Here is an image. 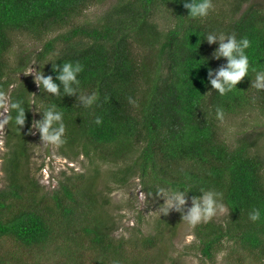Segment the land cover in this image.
<instances>
[{
  "label": "trees",
  "instance_id": "trees-1",
  "mask_svg": "<svg viewBox=\"0 0 264 264\" xmlns=\"http://www.w3.org/2000/svg\"><path fill=\"white\" fill-rule=\"evenodd\" d=\"M106 1L0 0V94L9 97L6 137L11 148L4 162L7 182L0 188V264H28L22 262L25 257L51 245L54 253L58 250L56 264H179L164 257L166 241L183 215L158 218L156 234L114 235L116 223L105 207L109 200L100 180L125 186L137 172L147 197L161 198L158 187L187 188L186 199L202 196L201 189L222 193L228 215L222 223L196 225L191 248L212 259L228 250L229 259L264 264V153L257 150L264 132L244 131L231 145L221 134L223 119L215 114L217 107L223 118L254 110L264 114V91L251 87V71L225 96L213 90L208 81L228 61L214 58L218 39L207 41L217 31L237 40L247 37L250 67L264 68V5L212 0L207 18L192 19L181 0H111L96 21H79L88 7ZM63 28L69 29L46 38ZM18 31L44 39L35 56L45 77L59 83L53 63L58 70L64 62L83 66L75 94H64L61 85L56 96L40 86L37 90L34 76L19 79L28 71L32 53L22 51L15 65L7 62L12 33ZM93 92L99 99L85 109L79 96ZM16 100H23L25 108L20 129L10 107ZM53 104L64 113L62 148L83 155L89 166L69 176L64 170V179L50 191L28 173L24 157L35 119L42 122L44 109ZM3 107L4 102L0 111ZM97 116L102 118L99 126ZM253 208L261 211L256 222L249 219ZM63 251L67 257L58 258Z\"/></svg>",
  "mask_w": 264,
  "mask_h": 264
},
{
  "label": "rangeland",
  "instance_id": "rangeland-1",
  "mask_svg": "<svg viewBox=\"0 0 264 264\" xmlns=\"http://www.w3.org/2000/svg\"><path fill=\"white\" fill-rule=\"evenodd\" d=\"M111 0H107L105 3H95L94 5L87 8L83 15L79 18L80 22H90L96 21L98 16L101 15L102 11L110 4ZM252 2H258L264 5V0H252ZM161 23H166L169 26V21L166 19L160 20ZM173 23H171L172 25ZM69 28H63L57 31V33L52 32V35H57L58 33L64 32ZM13 36V46L11 48L8 63L15 65L18 60V56L22 51H27L32 53V61L30 62V67L28 71L24 74L19 75V79L25 77H35L37 71L41 69L37 64L35 54L41 50L44 39L38 40L25 32H14ZM31 70L30 74H27ZM35 79V78H34ZM15 85V84H14ZM39 86L36 84V89ZM4 107L0 111V120L7 118L9 111V97L4 95ZM31 111L36 117L35 107L31 104ZM38 122L35 119L34 124ZM32 126V132L28 137V156L24 157L30 168L32 176H34L41 185L46 186L48 190L54 189L58 186L59 181L64 179L62 172L66 171V176L73 174L71 171L74 170L75 173H81L89 166V160L83 155L74 156L73 152L69 149L62 148V146H55L50 144H45L46 142L42 140L41 134L38 128ZM222 128L221 134L227 140L229 144L235 145L236 139L244 131H262L264 132V114H259L258 111H249L245 114L228 115L221 121ZM7 123L0 126V188L7 182V172L4 169V162L8 158L9 151L11 150L10 144L8 145V139L6 137ZM16 144L17 141H12ZM259 151L264 153V134L262 135V140L258 145ZM65 151L69 153L65 154ZM7 156V157H6ZM22 157V158H23ZM130 163L133 162V157L129 159ZM139 173V174H138ZM27 175V174H26ZM100 189L109 200L105 203L108 213L111 218L116 223V228L114 235L116 237H121L125 235L127 238L131 236V233H137L141 230L146 234H156L157 232V219L163 215H167L171 218L179 219L181 215H186L188 209L192 205V199H186V205L181 210H169L167 214H162L159 212L160 206L163 204L162 198L157 197H147L146 192L142 189L140 172L129 179L125 186L118 185L114 182V179L101 178ZM227 208V207H226ZM227 211L224 213H219L214 216L211 220L217 222H224ZM118 226V227H117ZM173 234V233H172ZM189 236L193 238L188 239ZM195 242L194 228H190L182 219L179 222L178 229L175 234L166 241L168 245L167 255H165L164 260L170 262L171 259L178 261L179 264H248V260L245 257L240 260L234 256L235 254H230L232 259L228 258V250H223L214 255V258H208L204 256L197 248H191ZM51 248V249H50ZM46 251L39 250L36 255L26 260L28 264H35L42 262L44 264H56L54 245H51ZM53 249V250H52ZM86 256L90 257L91 253L89 249L84 250ZM42 253V254H41ZM41 257V258H40ZM57 257L60 259H65L67 257L66 252L63 254L57 253ZM91 256L90 258H92ZM16 262V261H15ZM14 262V263H15ZM86 261L85 264H89ZM250 264V263H249ZM253 264V263H251Z\"/></svg>",
  "mask_w": 264,
  "mask_h": 264
},
{
  "label": "clouds",
  "instance_id": "clouds-1",
  "mask_svg": "<svg viewBox=\"0 0 264 264\" xmlns=\"http://www.w3.org/2000/svg\"><path fill=\"white\" fill-rule=\"evenodd\" d=\"M183 7L188 10V17L192 19H204L207 18L210 10L213 9L212 0H192L188 3L187 0H181ZM217 31V30H214ZM218 35H207L208 43H213L214 40H219V47L214 52V58H226L228 63L226 67L220 68L216 73L214 79H210L208 82L211 84L213 90H215L220 96L232 92L236 89L237 84L246 76L249 77V73L254 74V78H251V87L257 91H264V68L250 67L249 56L246 50L250 48L251 41L247 37H242L237 40L234 34H226L222 31H217ZM227 40V42H225ZM59 66L53 63V71H57L56 80L59 83L53 81L51 76L45 77L42 71H37L35 75V82L38 86L42 87L48 93L59 96L61 94V85L63 86V92L67 95H73L77 92L80 86L79 74L83 71V66L80 63L64 62L62 70H58ZM31 70L27 74H30ZM212 72L209 69V76ZM76 85V87H72ZM99 96L96 92L91 95L79 96V100L83 103L85 109L92 108L97 103ZM4 102L3 94H0V103ZM128 102L133 106H136V101L129 97ZM23 100L13 101L10 105L12 110H15L16 115L14 118L15 124L19 126V129L25 123V108L22 106ZM216 118L223 119V109L217 107L215 110ZM8 123V118L0 120V126ZM94 123L99 126L102 124V118L97 116ZM34 127L38 128L42 140L45 144L55 145L57 147L63 145L66 142L65 132L66 126L64 123V113L57 109L56 105L48 106L44 109V118L42 122H36ZM31 132V129L29 130ZM181 191L179 188H164L158 187L156 189V195L163 199V204L159 208V212L167 214L169 210H181L186 205V192ZM202 196L193 197L192 205L188 209L186 215L182 216V220L190 227L195 228L200 223H206L210 221L214 216L219 213L227 211L226 206L221 203L222 193L215 190H203ZM151 195V192L149 193ZM261 218V211L258 208H253L249 212V219L252 222H256ZM193 237L189 236L191 240Z\"/></svg>",
  "mask_w": 264,
  "mask_h": 264
}]
</instances>
